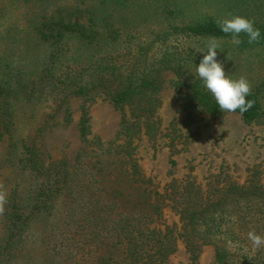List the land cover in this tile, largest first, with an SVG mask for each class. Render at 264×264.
I'll return each instance as SVG.
<instances>
[{"label": "rangeland", "instance_id": "obj_1", "mask_svg": "<svg viewBox=\"0 0 264 264\" xmlns=\"http://www.w3.org/2000/svg\"><path fill=\"white\" fill-rule=\"evenodd\" d=\"M115 1L0 0V76L5 81L0 108L13 131L10 137L3 130L7 122L0 124V184L7 198L16 184L22 192L31 191L32 196L51 193L47 188L42 190L45 185L41 182L47 181L45 178L55 182L61 160L68 164L67 170L75 173L73 179L89 178L96 165L95 170L104 173V185L118 183L130 193L132 179L139 180L141 174L161 190L167 183L188 176L206 186L221 172L238 184L258 179L264 186V42L250 44L244 33L239 45L231 42V35L218 37L221 46L217 59L225 72L234 78L245 76L252 90L258 91L260 114L256 119L247 121L238 111L209 113L199 106L187 82L166 69L154 101L157 109L148 120L146 115L133 116L130 106L116 108L107 95H97L94 102L71 95L55 103V85L60 83L55 79V59L64 53L65 46L54 38L38 41L37 33L32 31L37 15L49 17L59 8L69 9L73 21L88 20L90 10L107 16L116 8L112 14L121 23V31L117 32L120 40L106 47L107 52L98 49L97 55L126 53L132 41L146 39L152 43L149 56H160L168 47L171 52L179 51L194 59L207 38L187 37L176 27L233 13L253 19L255 27L264 30V0H123L122 6L113 5ZM77 57H69L75 66L80 63ZM85 111L90 119L83 132ZM31 149L35 150V160L30 159ZM164 217L168 224L178 223V215L170 208L165 209ZM59 219L55 211L39 215L6 264H70L55 250L60 239L56 228ZM72 225L75 229L76 221ZM1 229L0 214V235ZM4 241L1 235L0 245ZM105 253L115 257L110 263L125 264L121 253ZM79 264L100 262L88 257ZM169 264H218L216 248L205 246L193 261L179 239Z\"/></svg>", "mask_w": 264, "mask_h": 264}, {"label": "trees", "instance_id": "obj_2", "mask_svg": "<svg viewBox=\"0 0 264 264\" xmlns=\"http://www.w3.org/2000/svg\"><path fill=\"white\" fill-rule=\"evenodd\" d=\"M123 4V0L113 2L116 6ZM115 9L107 16L90 10L92 15L86 21H73L69 9L63 8L49 17L39 14L34 19L32 31L37 33L38 41L54 38L56 43L65 46L64 53L55 59V79L60 81L55 85L58 89L55 103L58 100L62 103L71 95L85 96L91 102L97 95H107L116 108L130 106L133 116L146 115L151 120L157 109L154 101L161 90L162 73L168 69L187 82L200 107L211 114L220 112L214 97L194 72L203 59L204 53L200 51L194 59L179 51L171 52L168 47L160 50V56H149L152 43L145 39L132 41L126 53L97 55L98 49L107 52L106 47L120 40L117 32L121 31V23L112 14ZM64 10L67 15L62 14ZM175 29L187 37L231 35L223 33L212 17ZM260 31L259 42H264V30ZM160 36L158 33L157 37ZM70 56H78L79 65L72 64ZM4 83L0 76V97L3 98ZM246 99L254 100L255 104L241 115L251 121L260 114L258 91L252 90ZM89 119L85 111L83 132L88 128ZM4 122L7 117H3L0 108V124ZM3 130L13 137L10 121L4 124ZM35 156V150L31 149L30 159L35 160ZM67 165L64 160L59 162L54 183L41 175L47 180L41 182L45 185L42 190L47 188L51 193L39 192L32 196L31 191L22 192L18 184L14 186L1 214V235L5 241L0 245V264L11 261V252L24 240L32 221L54 211L60 216L56 227L60 239L55 250L70 264H79L88 257L100 264H112L109 261L115 257L106 254L107 250L124 255L125 264H169L179 239L185 243L193 261L200 257L205 246L214 245L218 264H264V246L254 249L247 239L252 229L264 235V186L258 179L238 184L221 172L206 186L188 176L179 182L167 183L161 190L152 179H145L141 174L139 180L132 179L130 193L118 183L104 185V173L95 170L96 165L89 178L77 180L72 178L75 173L67 170ZM42 167L45 166L41 164ZM166 207L178 215L179 224L165 221ZM73 221H76L75 229Z\"/></svg>", "mask_w": 264, "mask_h": 264}, {"label": "clouds", "instance_id": "obj_3", "mask_svg": "<svg viewBox=\"0 0 264 264\" xmlns=\"http://www.w3.org/2000/svg\"><path fill=\"white\" fill-rule=\"evenodd\" d=\"M216 23L225 34H231V42L235 45L242 43L241 33L248 37V42H259L261 31L255 27L253 19L239 14L229 13L227 16L217 19ZM221 46V40L215 36L208 37L204 42L203 59L195 67V74L203 82L205 89L214 97L215 103L221 112L234 113L239 110L240 114L251 109L255 101L246 99L252 91L249 80L241 75L234 78L225 72L224 65L217 59V50ZM192 73V72H191ZM7 203V191L0 184V214L5 211ZM247 239L254 249L264 246V235L257 234L255 229L247 233Z\"/></svg>", "mask_w": 264, "mask_h": 264}]
</instances>
